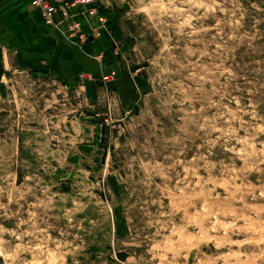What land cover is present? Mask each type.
Masks as SVG:
<instances>
[{"label": "rangeland", "instance_id": "rangeland-1", "mask_svg": "<svg viewBox=\"0 0 264 264\" xmlns=\"http://www.w3.org/2000/svg\"><path fill=\"white\" fill-rule=\"evenodd\" d=\"M93 4L103 64L0 46V264H264V0Z\"/></svg>", "mask_w": 264, "mask_h": 264}, {"label": "crops", "instance_id": "crops-1", "mask_svg": "<svg viewBox=\"0 0 264 264\" xmlns=\"http://www.w3.org/2000/svg\"><path fill=\"white\" fill-rule=\"evenodd\" d=\"M108 42L106 34L84 44L70 42L39 21L33 0H0V46L17 50L22 64H59V57L73 58L84 51L103 64L98 55Z\"/></svg>", "mask_w": 264, "mask_h": 264}, {"label": "built area", "instance_id": "built-area-1", "mask_svg": "<svg viewBox=\"0 0 264 264\" xmlns=\"http://www.w3.org/2000/svg\"><path fill=\"white\" fill-rule=\"evenodd\" d=\"M33 3L42 24L78 44L98 39L100 28L92 20L98 15L101 20L106 18L93 0H33Z\"/></svg>", "mask_w": 264, "mask_h": 264}]
</instances>
